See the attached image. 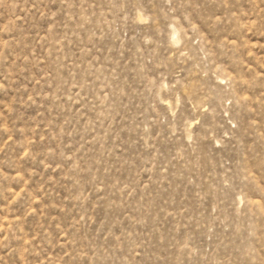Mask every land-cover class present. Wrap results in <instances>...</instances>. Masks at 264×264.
Listing matches in <instances>:
<instances>
[{
    "label": "rangeland",
    "instance_id": "374dc122",
    "mask_svg": "<svg viewBox=\"0 0 264 264\" xmlns=\"http://www.w3.org/2000/svg\"><path fill=\"white\" fill-rule=\"evenodd\" d=\"M0 264H264V0H0Z\"/></svg>",
    "mask_w": 264,
    "mask_h": 264
}]
</instances>
